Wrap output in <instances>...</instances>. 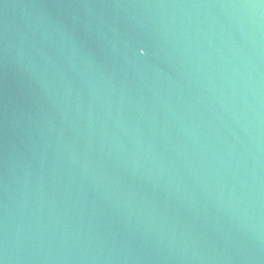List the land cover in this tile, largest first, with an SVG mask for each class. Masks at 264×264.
<instances>
[{"label":"water","instance_id":"1","mask_svg":"<svg viewBox=\"0 0 264 264\" xmlns=\"http://www.w3.org/2000/svg\"><path fill=\"white\" fill-rule=\"evenodd\" d=\"M0 264H264V0H0Z\"/></svg>","mask_w":264,"mask_h":264}]
</instances>
